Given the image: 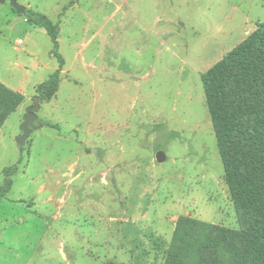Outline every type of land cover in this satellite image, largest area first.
<instances>
[{
  "label": "rangeland",
  "instance_id": "obj_1",
  "mask_svg": "<svg viewBox=\"0 0 264 264\" xmlns=\"http://www.w3.org/2000/svg\"><path fill=\"white\" fill-rule=\"evenodd\" d=\"M15 1L57 26L64 64L33 107L52 44L0 4V82L24 97L0 129V185L17 167L0 264H164L180 216L239 230L203 77L264 23V0Z\"/></svg>",
  "mask_w": 264,
  "mask_h": 264
},
{
  "label": "trees",
  "instance_id": "obj_2",
  "mask_svg": "<svg viewBox=\"0 0 264 264\" xmlns=\"http://www.w3.org/2000/svg\"><path fill=\"white\" fill-rule=\"evenodd\" d=\"M24 16L45 31L58 63L35 88L36 107L57 92L64 61L58 52L57 26L28 9ZM203 88L239 230L180 216L164 264H264V23L208 71ZM23 100L0 82V129ZM16 168L3 170L0 200L10 191Z\"/></svg>",
  "mask_w": 264,
  "mask_h": 264
},
{
  "label": "water",
  "instance_id": "obj_3",
  "mask_svg": "<svg viewBox=\"0 0 264 264\" xmlns=\"http://www.w3.org/2000/svg\"><path fill=\"white\" fill-rule=\"evenodd\" d=\"M6 0H0V4H3ZM12 9L17 13L18 15H24L26 8L20 4H18L15 0H9ZM37 119L36 115L33 114H26L24 117V120L20 126V129L22 131V135L18 138H16V144L19 147H22L25 145L27 137L32 133V130L34 128V121ZM162 158V153L158 152L156 154V159L160 160Z\"/></svg>",
  "mask_w": 264,
  "mask_h": 264
}]
</instances>
